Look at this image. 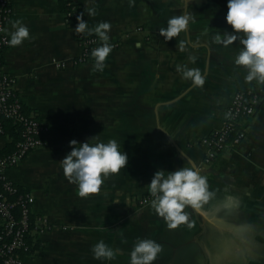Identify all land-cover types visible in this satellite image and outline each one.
Returning <instances> with one entry per match:
<instances>
[{"label":"crops","instance_id":"0c3cea01","mask_svg":"<svg viewBox=\"0 0 264 264\" xmlns=\"http://www.w3.org/2000/svg\"><path fill=\"white\" fill-rule=\"evenodd\" d=\"M10 1L8 34L21 19L33 38L4 52V68L17 78L25 111L49 127L44 145L7 171L34 195L32 216L44 222L32 233L42 246L22 264H128L137 237L162 245L153 264H264V84L246 82L244 66L234 65L238 41L228 48L211 41L219 29L231 30L227 0H135L131 6L129 0H95L89 6L97 15L83 18L90 27L110 21L109 42L116 44L102 72L93 70V59L78 61L80 36L88 34L75 32L67 12L74 7L80 15L85 0ZM185 11L195 18L187 33L165 42L160 27ZM190 53L198 57L195 64ZM178 64L202 69L204 85L183 79ZM250 90L262 99L246 138L205 165L203 139L223 126L235 92ZM98 134L105 142L117 139L128 163L99 193L80 197L59 161L72 139ZM9 140L0 137V150ZM183 153L203 167L214 195L206 213L190 209L191 226L169 229L140 200L155 171L187 165ZM230 195L238 205L220 209ZM101 239L120 250L114 260L93 257L91 247Z\"/></svg>","mask_w":264,"mask_h":264},{"label":"clouds","instance_id":"9594fccd","mask_svg":"<svg viewBox=\"0 0 264 264\" xmlns=\"http://www.w3.org/2000/svg\"><path fill=\"white\" fill-rule=\"evenodd\" d=\"M94 3L95 0H85L86 7L84 12L77 16L78 23L74 30L77 33L95 34L99 38L101 43L91 50L90 55L94 60L93 70L102 72L113 49L109 42L112 25L110 21H99L94 26H89L83 17L85 13L89 16L97 15L96 8L89 6ZM134 3L135 0H129L130 6ZM194 19L188 11L171 15L167 18L166 26L160 27V35L166 42L181 33H187L190 22ZM225 20L231 30L219 29L212 35V43L228 48L238 41L239 50L232 58L234 65L244 66L246 82L256 81L257 84H264V0H227ZM9 36L7 43L11 47L33 38L30 36L28 25L21 19L12 23ZM179 48L185 51L186 41L181 40ZM197 59L195 54L190 53L188 56L192 64H195ZM176 70L183 79L191 80L195 86L205 83L204 72L198 67L178 64ZM69 147L71 150L59 161V166L68 182L77 186L80 197L99 193L105 180L110 175L118 174L128 163V154L120 150V144L115 138L105 142L98 134L83 142L72 139ZM185 160H188L186 156ZM147 186L152 197L151 209L164 219L169 229H176L185 224L191 226L190 209L206 213L208 209L204 206L214 195L203 167L191 160H188L187 165L183 164L174 170L158 169ZM238 203V199L230 195L219 208L233 209ZM161 251L162 245L156 240L137 237L128 253V264H153ZM91 252L95 259L114 260L120 250L101 239L92 245Z\"/></svg>","mask_w":264,"mask_h":264},{"label":"built area","instance_id":"2783aa9c","mask_svg":"<svg viewBox=\"0 0 264 264\" xmlns=\"http://www.w3.org/2000/svg\"><path fill=\"white\" fill-rule=\"evenodd\" d=\"M13 7L10 0H0V137L7 136L5 120L21 126L22 139L19 140L15 149L0 156V219L2 226L6 228L4 236H0V256L2 264H22L23 260L19 254L20 250H27L25 236L30 232L32 223V207L35 202L34 195L25 191L20 194L17 200L12 201L8 193L17 191L16 184L8 177L7 171L18 165L31 152L42 147L45 143V135L49 130L48 125L39 119L35 114L27 113L17 91V78L7 72L4 68L3 54L10 47L7 40L10 38L7 32V25L12 15ZM69 18L77 21L79 13L73 7L67 12ZM82 53L79 62L92 60L91 50L101 42L96 35H81ZM113 47L115 43H111ZM63 63H57L62 66ZM262 96L258 92L237 91L227 108V118L220 129L213 131L203 139L208 147L205 157V165L212 164L216 158L224 153L231 145L240 144L247 136V121L255 114ZM150 193L140 200L141 205L150 203ZM20 206V216L17 219L13 212L14 206ZM35 228L41 230L44 222L36 218Z\"/></svg>","mask_w":264,"mask_h":264},{"label":"trees","instance_id":"16d2710c","mask_svg":"<svg viewBox=\"0 0 264 264\" xmlns=\"http://www.w3.org/2000/svg\"><path fill=\"white\" fill-rule=\"evenodd\" d=\"M63 7L65 10L70 9V6H68V5H64ZM4 122H5L6 131H7V136H9L10 140L7 143V145L2 150H0V156L13 151L15 149L16 143L22 139L21 126L13 123L10 120H5ZM16 188H17L16 192L8 193V197L12 201L17 200V198L20 194H23L25 191H28L24 187H22L18 184H16ZM2 190H3V187H2V185H0V191H2ZM13 212L15 213V216L18 219L20 216V213H21L20 206L18 204H16L14 206ZM34 221L35 220L32 216V223L30 225V232L27 233L25 236V241L27 242L28 249L19 251V254L22 257V259H24L25 256L31 254L34 248L42 246L40 242H36L33 240L34 236L32 235V233H33V228H35V222ZM5 231H6V228L1 225L0 226V236H3V238H6V236H4ZM2 262H3V258L0 256V264H2Z\"/></svg>","mask_w":264,"mask_h":264},{"label":"water","instance_id":"95a60500","mask_svg":"<svg viewBox=\"0 0 264 264\" xmlns=\"http://www.w3.org/2000/svg\"><path fill=\"white\" fill-rule=\"evenodd\" d=\"M260 105H258V107H259Z\"/></svg>","mask_w":264,"mask_h":264}]
</instances>
